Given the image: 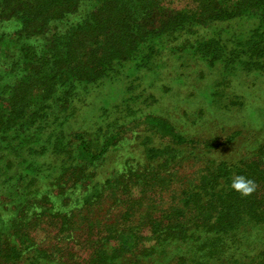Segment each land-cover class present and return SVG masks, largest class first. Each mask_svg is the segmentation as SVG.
<instances>
[{
    "label": "trees",
    "instance_id": "16d2710c",
    "mask_svg": "<svg viewBox=\"0 0 264 264\" xmlns=\"http://www.w3.org/2000/svg\"><path fill=\"white\" fill-rule=\"evenodd\" d=\"M166 1L0 0V264H264V139L244 136L243 151L233 130L224 155L201 143L218 131L206 110L242 107L226 89L264 83V0H197L192 13ZM202 65L207 108L179 110L189 135L160 108L168 83L157 97L156 78L136 80L199 82ZM143 118L151 129L127 138ZM196 160L205 174L184 183L183 207H159ZM236 175L256 190H232Z\"/></svg>",
    "mask_w": 264,
    "mask_h": 264
},
{
    "label": "rangeland",
    "instance_id": "374dc122",
    "mask_svg": "<svg viewBox=\"0 0 264 264\" xmlns=\"http://www.w3.org/2000/svg\"><path fill=\"white\" fill-rule=\"evenodd\" d=\"M164 5L171 10H185L186 12H190V13L196 11V8L198 7L197 0H168L165 2ZM204 70H205L204 71L205 78L199 82L193 81V73H192L191 77H183L185 83L181 85L179 84L178 81L174 82L172 80V78L176 76H173L172 71L169 70V72H167L164 76L159 75L153 78L148 75H147L148 77H146L145 75H140L141 80L137 79L136 84H138L141 88H144L147 87V84L150 83V80L156 78L155 80L156 89L154 90L155 91L154 93L157 96L158 94L161 93L160 86H162L163 83L166 84L168 83V85L171 88V91L165 93L163 100H161L160 108L165 112H170L171 120L172 121L177 120L178 121L177 127L179 129L184 130L185 134H189V135L196 134V132H198L199 129L198 130L193 129L189 124H186L183 119H180L179 110L193 111L194 108H201V107L207 108L205 102H207L206 97L208 93V86L211 83L212 77L209 76V71L207 70L206 67L204 68ZM129 81L130 80H126L116 84V90L113 89V92L119 93L120 91H123V89H125L128 86ZM195 83L199 87V89L197 90L198 101L195 99V100H189L185 103L186 101L185 98L190 92H192V88L195 86ZM105 94L106 93L99 94V96L105 97ZM224 94H226L228 98H234V97L239 98V100L242 103L241 104L242 107L239 106V108L233 110L230 114L215 110H211V111L206 110L207 112L206 115L209 116V120H213L214 123H217L218 131L212 133L211 129L205 127L206 130L203 133H201L202 134L201 143L205 144L207 143V141L211 139L216 140L217 144L214 143L213 144L215 146L217 145V147L214 149L222 150L223 155L227 154V152H230L233 149L232 145H234L235 143L237 146H240V149L243 151H245V149L248 148L249 146H253L252 142H247V139L244 138V136H247L249 134H257L261 140L264 139V83L261 80L256 79L253 76H250L244 78V80L241 81L239 84L235 83L232 87L226 89L224 91ZM148 124H149L148 120L143 118L135 122L133 125L129 126L125 130L124 135L130 139L133 137L135 131L142 132L144 130L151 129V127ZM183 124L185 126V129L183 127H180ZM233 130H239L243 132V134L240 137L239 142L237 141L234 142V144L230 145V142L234 139L233 137H235L232 134ZM201 146L204 147L203 145ZM204 166L205 165L203 161L196 160L195 162H189V164H184L181 167H177L175 170L177 171V175H176L177 184L172 185V187L167 189L166 192L160 193L159 197L154 199L156 204L158 206L160 205L159 207H162L163 209L182 208L184 205L182 203V198L184 196L183 189L186 188L184 183L185 184H189L190 182L199 183L202 176L205 174ZM149 198L150 196L149 194H147L146 200ZM122 208L120 210H116L114 215H117L121 210H123ZM97 210L99 216L101 218H104V216L106 215L105 213L107 212V208L106 207L103 208L101 206V208L98 207ZM100 225H103V223H100ZM134 228L135 227L133 225L131 229ZM133 231L136 232L137 229H134ZM38 236L41 239L46 237L47 235L43 231H41L38 234ZM65 245L66 244H63V246ZM71 246H73L75 250H78L81 253L89 252V246L87 245V243L80 244V242L77 243L76 241H73Z\"/></svg>",
    "mask_w": 264,
    "mask_h": 264
},
{
    "label": "clouds",
    "instance_id": "9594fccd",
    "mask_svg": "<svg viewBox=\"0 0 264 264\" xmlns=\"http://www.w3.org/2000/svg\"><path fill=\"white\" fill-rule=\"evenodd\" d=\"M230 187L242 196H249L256 190L255 182L244 175L234 176L231 180Z\"/></svg>",
    "mask_w": 264,
    "mask_h": 264
}]
</instances>
